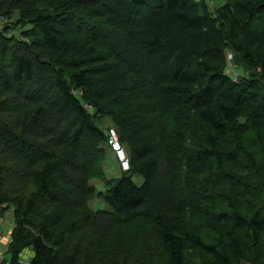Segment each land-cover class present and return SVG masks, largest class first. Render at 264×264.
<instances>
[{
  "label": "trees",
  "instance_id": "16d2710c",
  "mask_svg": "<svg viewBox=\"0 0 264 264\" xmlns=\"http://www.w3.org/2000/svg\"><path fill=\"white\" fill-rule=\"evenodd\" d=\"M0 17L1 106H32L0 120L18 164H0L1 214L15 206L2 264H136L142 233L170 264L264 251V0H0ZM110 127L131 163L115 177ZM19 172L36 191L7 193ZM97 194L109 209L89 207Z\"/></svg>",
  "mask_w": 264,
  "mask_h": 264
},
{
  "label": "rangeland",
  "instance_id": "374dc122",
  "mask_svg": "<svg viewBox=\"0 0 264 264\" xmlns=\"http://www.w3.org/2000/svg\"><path fill=\"white\" fill-rule=\"evenodd\" d=\"M209 2V4L211 6H220L222 4H224L226 2V0H206ZM18 15V14H15ZM15 19L17 17H14ZM9 20L0 17V30L4 29L5 25L7 24ZM18 33V28L16 30H14V34ZM230 58H232V55L230 54ZM235 68L234 65L232 64V62L230 63V68H229V72H231L233 74L232 69ZM20 95L19 97L16 96L15 94ZM14 93H12V98L11 100L14 101L15 103H20L18 101L17 98L19 99H24L23 97H21V94L17 93V90H14ZM7 97H11V94L9 95H1L0 94V120H7L12 122L13 125H17L20 126V123H18V120L22 123L25 119L28 118V120L30 119V110L32 109L31 105H27V106H23L21 107V109L17 108L15 105H10L8 107V109L6 108L5 110H3L2 106H1V101ZM21 97V98H20ZM24 102V100H23ZM13 103V102H12ZM14 104V103H13ZM106 124H111L110 121H107ZM20 129V128H19ZM107 153V156H106ZM106 153L104 154V158L106 157L105 160H103V164L104 167L106 169L107 175L109 177H115L118 176L122 173L121 169L119 168V164L117 162V159L114 158L115 155L114 153L111 151V148H108L106 146ZM6 156H8L6 153H1L0 154V164H2L3 162L5 163L6 167H9L12 171L16 170L18 168V164L15 160H4L6 158ZM17 172V170H16ZM19 176H12L11 179L8 181L7 185H6V189H7V193L8 194H13V195H17L18 193L24 196L29 195L32 191H36L37 189V185L34 182L33 178H29V179H21L20 176V172L18 173ZM134 180L136 181V183L138 184H142L143 182V177L142 176H135ZM92 184L96 185L98 188V191H102V194L106 191V187L104 185V183L102 181H100L98 178L93 179L91 181ZM102 194H97V196L93 199H91L89 201V207L92 209H109V205L103 200V196ZM12 195V196H13ZM14 210H15V206L9 205V207L4 208L5 212H2L1 214V209H0V235L4 233V235L9 237V241H10V233L13 230V226H14ZM148 225V223H147ZM138 226V227H137ZM136 226L135 229H139L140 225L138 224ZM145 233V232H144ZM205 233V232H204ZM142 235V236H141ZM139 235L140 236V242L139 243H134L132 238H127V251L128 253H132V249H140V248H144V253L145 252H149L148 255L146 257H143V259L141 261H136L133 260L132 263L136 264H170V260H169V256L167 255L166 249L164 247V245H162V243H160V241H158V239L153 238L150 239L148 242L145 243V239L146 238L143 233ZM205 237L208 241H212L217 243L220 248L223 251H227L226 247L224 245V239L222 237H220L219 235L214 234L213 232H206ZM145 243V244H144ZM7 243L5 242V240L1 241L0 240V255L2 253V255H5V258H7L8 260L10 259V254L6 251L7 250ZM148 247V248H147ZM147 249V250H146ZM136 252V250H135ZM33 253V250L31 248H27L25 249L21 255V261L24 262H30L31 260V254ZM28 254V255H26ZM136 255H138V253L136 252ZM127 256L124 257V261H126ZM100 262V261H99ZM188 264H202L200 262L199 259H190L188 260ZM241 264H264V251L261 252V254H258L257 252H250L249 258L244 260L243 262H241Z\"/></svg>",
  "mask_w": 264,
  "mask_h": 264
},
{
  "label": "built area",
  "instance_id": "2783aa9c",
  "mask_svg": "<svg viewBox=\"0 0 264 264\" xmlns=\"http://www.w3.org/2000/svg\"><path fill=\"white\" fill-rule=\"evenodd\" d=\"M108 141L111 148V151L114 153L115 158L120 163L124 171H129L131 168V163L127 155V151L124 148L117 129L115 127H110L108 131ZM1 259V255H0ZM29 263V262H28ZM2 264V262H0Z\"/></svg>",
  "mask_w": 264,
  "mask_h": 264
},
{
  "label": "crops",
  "instance_id": "0c3cea01",
  "mask_svg": "<svg viewBox=\"0 0 264 264\" xmlns=\"http://www.w3.org/2000/svg\"><path fill=\"white\" fill-rule=\"evenodd\" d=\"M11 233H12V231H11ZM11 233H10V239H11ZM0 240L1 241H3V240H5V242L7 243V245H9V237L8 236H6V235H4V233L3 234H1L0 235ZM7 249H8V246H7ZM7 251V250H6ZM23 255V254H22ZM26 255H28V254H26ZM32 256H33V253L31 254ZM31 256V257H32ZM7 261L8 263L10 262V259L8 260L7 258H5V255H2V253H1V259H0V262H3V261ZM22 260V259H21ZM24 262V261H23Z\"/></svg>",
  "mask_w": 264,
  "mask_h": 264
},
{
  "label": "water",
  "instance_id": "95a60500",
  "mask_svg": "<svg viewBox=\"0 0 264 264\" xmlns=\"http://www.w3.org/2000/svg\"><path fill=\"white\" fill-rule=\"evenodd\" d=\"M132 173L129 174V176H131Z\"/></svg>",
  "mask_w": 264,
  "mask_h": 264
}]
</instances>
